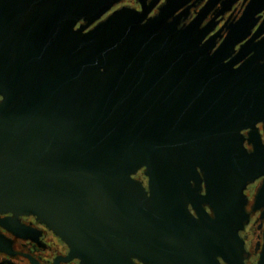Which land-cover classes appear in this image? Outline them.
I'll use <instances>...</instances> for the list:
<instances>
[{
	"label": "water",
	"instance_id": "1",
	"mask_svg": "<svg viewBox=\"0 0 264 264\" xmlns=\"http://www.w3.org/2000/svg\"><path fill=\"white\" fill-rule=\"evenodd\" d=\"M180 1L96 22L107 0H0V253L246 264V191L259 178L264 218V61L213 60L206 30L181 25ZM24 216L67 253L18 251L16 239L47 245Z\"/></svg>",
	"mask_w": 264,
	"mask_h": 264
},
{
	"label": "flooded vegetation",
	"instance_id": "2",
	"mask_svg": "<svg viewBox=\"0 0 264 264\" xmlns=\"http://www.w3.org/2000/svg\"><path fill=\"white\" fill-rule=\"evenodd\" d=\"M166 2L167 0H107L105 7L108 9L96 22L123 7L138 11L145 10L148 16H153L162 10ZM180 2H184V4L178 6L176 15H182V11H185V16L182 15L181 25L185 18L186 23L194 21L200 28L206 30L205 39L200 41V46L213 60L228 62L235 59L239 61L236 66L252 57H259L260 62L264 61V0H181ZM83 23H85L84 20H81L77 27ZM235 28L238 31L229 41L227 37ZM256 126L264 143V121H259ZM241 132L245 138V147L252 152L254 145L249 142V138L252 137L249 134V129H243ZM135 176L143 179L145 185L148 184V178L144 175L143 169ZM261 182L262 178L257 179L248 186L246 191L250 198L247 210L250 212L251 219L246 228L240 232L245 239L246 264H257L263 243L264 218L261 214L262 210H258V212L254 210V193ZM22 221L44 229L43 239L47 245L44 248L29 241L16 239L15 247L18 251L32 253L42 262H50L56 255L67 253V245L38 223L35 217L24 216ZM0 230L4 231L2 228ZM5 260L13 261L14 264H29V259L23 255L19 254L11 258L0 253V262ZM69 264H78V261L75 260Z\"/></svg>",
	"mask_w": 264,
	"mask_h": 264
},
{
	"label": "trees",
	"instance_id": "3",
	"mask_svg": "<svg viewBox=\"0 0 264 264\" xmlns=\"http://www.w3.org/2000/svg\"><path fill=\"white\" fill-rule=\"evenodd\" d=\"M0 264H2V263L0 262Z\"/></svg>",
	"mask_w": 264,
	"mask_h": 264
}]
</instances>
